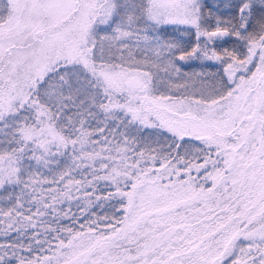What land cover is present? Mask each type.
<instances>
[{"label": "snow or ice", "instance_id": "snow-or-ice-1", "mask_svg": "<svg viewBox=\"0 0 264 264\" xmlns=\"http://www.w3.org/2000/svg\"><path fill=\"white\" fill-rule=\"evenodd\" d=\"M0 264H264V0H0Z\"/></svg>", "mask_w": 264, "mask_h": 264}]
</instances>
